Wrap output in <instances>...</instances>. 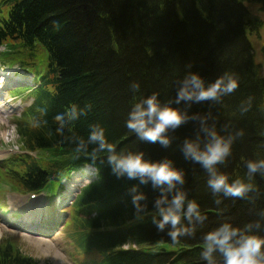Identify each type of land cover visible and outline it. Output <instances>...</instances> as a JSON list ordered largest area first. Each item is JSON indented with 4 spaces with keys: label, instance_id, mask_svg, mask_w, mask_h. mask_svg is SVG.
Listing matches in <instances>:
<instances>
[{
    "label": "trees",
    "instance_id": "obj_1",
    "mask_svg": "<svg viewBox=\"0 0 264 264\" xmlns=\"http://www.w3.org/2000/svg\"><path fill=\"white\" fill-rule=\"evenodd\" d=\"M6 4L0 17V47L10 46L7 61L14 57L46 62V70L32 89L31 104L15 117L16 133L23 148L46 154L48 161L23 154L0 163V181L22 193L39 192L59 182L72 170L91 164L96 178L78 190L65 208L74 229L72 243L82 253H93V264H208L203 259L204 235L224 222L243 227L261 221L253 229L264 235V175L256 173L255 185L245 197L213 194L208 171L200 163L186 159L181 146L185 138L199 136L201 127L215 126L221 135H234L232 152L216 168L231 183L248 180L249 159H264V75L254 61L250 36L264 28L244 6L257 4L264 16V0H1ZM35 62V61H33ZM5 63V62H4ZM198 72L207 86L226 72L235 74L240 86L218 100L175 103L184 77ZM133 81L140 83L133 92ZM158 93L161 104L187 112L190 118L167 135L171 143L141 140L126 126L128 113L137 99ZM251 104L248 110L242 107ZM72 104L79 115H62ZM90 105V107H89ZM64 126H61V121ZM95 123L105 128L107 140L117 152H143L152 161L169 159L183 170L184 183L177 189L195 199L206 216L201 222L182 216L181 224L191 234L172 241L158 230L153 216L160 219L155 201L160 187L140 183L138 178L118 177L107 160V150L91 155L76 154L82 137L87 141ZM242 130L243 135L237 133ZM87 145V151L96 148ZM145 198L137 213L131 191ZM219 199V203L215 201ZM179 226V225H178ZM130 246H136V249ZM126 247V248H125ZM128 247V248H127ZM217 264L222 254L213 253ZM0 264H38L23 255L8 239L0 243Z\"/></svg>",
    "mask_w": 264,
    "mask_h": 264
},
{
    "label": "clouds",
    "instance_id": "obj_2",
    "mask_svg": "<svg viewBox=\"0 0 264 264\" xmlns=\"http://www.w3.org/2000/svg\"><path fill=\"white\" fill-rule=\"evenodd\" d=\"M239 86V79L232 73L226 72L206 86L198 72H190L184 77L177 90L175 103L218 100L221 96L234 92ZM131 89L134 93L138 92L140 83L133 81ZM133 100L135 102L128 113L126 126L141 140L159 142L167 147L171 143V138L167 135L169 130H174L188 119L193 118L187 112L172 107L170 104L162 105L156 92L140 99L133 96ZM250 106L249 102L242 107L241 111L246 112ZM79 111L83 109L78 110L77 106L72 104L69 109H65L64 113L58 114L57 119L66 113H70V116L75 118L79 115ZM205 120L206 117H201V127L207 138L206 142L201 146L199 136L196 139L185 138L181 146L185 158L200 163L208 171L210 175L207 183L213 194L223 192L225 196L245 197L255 188V185L250 182L255 174L259 172L264 175V159H249L246 163L248 180L237 178L230 183L227 175L219 172L216 165L223 163L231 154L235 136L221 135L215 126L209 127ZM61 126H64L63 120ZM237 134L243 135V131L240 130ZM89 143L97 145L91 152L87 151ZM101 150H107L108 163L118 177L138 178L140 183L151 181L154 187H160L163 195L155 201L160 219L153 216V221L160 231H163L167 225H171L167 235L172 241H178L180 235L191 234L190 229L181 224L182 216L189 221L195 218L202 222L206 218L201 213L200 205L195 199L188 200L186 210L184 209L187 199L185 191L177 189L171 199L168 198L167 193L171 192L177 184H183L185 180L183 170L174 167L171 160H148L144 158L143 152H117L115 145L107 140L105 128L95 123L91 126L87 141L82 137L79 139L75 153L91 155L95 159ZM136 188L137 186L133 185L131 189L134 193L132 200L139 214V210L145 207L140 203L145 198V194L137 192ZM215 202L220 201L217 199ZM261 215H264V212ZM260 227V220L250 221L242 228L235 227L229 222L220 224L203 237L201 253L203 259L208 264H217L213 253L218 251L222 254L223 264H264V235L253 231Z\"/></svg>",
    "mask_w": 264,
    "mask_h": 264
},
{
    "label": "rangeland",
    "instance_id": "obj_3",
    "mask_svg": "<svg viewBox=\"0 0 264 264\" xmlns=\"http://www.w3.org/2000/svg\"><path fill=\"white\" fill-rule=\"evenodd\" d=\"M244 6L250 10L254 17L256 16V19H264L261 13L257 15L259 11L257 4L244 3ZM5 10L6 4H2L0 0V17H5V13H3ZM256 34L259 37L253 35L250 36L249 40L254 61L259 65L261 74L264 75V28H260ZM10 51V46L0 47V53L5 52L0 54V77L3 75L2 77L5 80L6 76L4 74L6 70H11L13 66L15 67V71L7 76L6 79L10 86L5 87V83L1 85L3 90L0 92V162L11 157L8 153L10 145H19V148H22L21 153L24 152L22 142L16 133L14 120L17 114L32 102L30 98L34 94L32 89L36 87L35 84H32L34 77L39 78L46 70V62L42 64L38 59L30 60L33 64L24 66L22 62L25 59L22 57L16 56L12 60L7 61L5 59L7 55L15 56L9 53ZM2 62H5L6 65H3ZM0 80L2 79L0 78ZM31 154L36 160L45 155L44 159L40 161L41 163L48 161L46 154ZM75 176L81 178L80 175ZM63 184L64 195L61 196L60 203L56 205L54 211L52 203L55 195L60 194L61 184L53 183L44 193L43 201L46 202V207L42 209V212L43 215H47L45 216L47 222L42 220L44 216L39 213L37 216L42 217L41 219L30 215L32 210L43 203L41 198L31 199L30 195L17 192L7 183L0 184V243H4L8 239L18 247L23 255L32 258L39 264H55V261L56 264H93V253H82L79 245L70 243L69 240L74 237L75 233L74 229L70 230L71 221H69V227L66 230L68 236L64 235L62 223L66 216L60 213L64 211L69 199L78 188L83 184H88V180L83 178L74 184L68 180L66 183L63 182ZM49 214L50 217L48 218ZM38 230L42 232L37 234ZM130 247L136 249V246ZM55 256L59 257L58 261Z\"/></svg>",
    "mask_w": 264,
    "mask_h": 264
},
{
    "label": "bare ground",
    "instance_id": "obj_4",
    "mask_svg": "<svg viewBox=\"0 0 264 264\" xmlns=\"http://www.w3.org/2000/svg\"><path fill=\"white\" fill-rule=\"evenodd\" d=\"M14 71H15V70H12V69H11V70H6V73H5L4 75H6V74H7V75H11V73L14 72ZM9 72H10V74H8ZM2 76H3V75H1L0 78L2 79V82L5 83L4 86H5V87L10 86V83H8L6 80H4V78H3ZM36 79H37V78L34 77V80H36ZM3 80H4V81H3ZM5 87H4V88H5ZM2 90H3V88L0 87V92H1ZM36 198H37V196H36ZM58 201H60V199H59ZM40 233H41V232L38 230L37 234H40ZM55 259L58 261V260H59V257H58V256H55ZM52 260H53V259H52ZM53 262H54V261H53ZM54 263L56 264V261H55Z\"/></svg>",
    "mask_w": 264,
    "mask_h": 264
}]
</instances>
